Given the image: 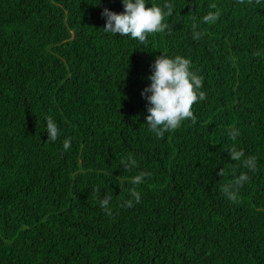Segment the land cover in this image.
Masks as SVG:
<instances>
[{"label":"trees","instance_id":"16d2710c","mask_svg":"<svg viewBox=\"0 0 264 264\" xmlns=\"http://www.w3.org/2000/svg\"><path fill=\"white\" fill-rule=\"evenodd\" d=\"M146 3L174 8L171 31L141 44L103 28L121 0H0V264H264V0ZM163 54L190 58L207 98L160 139L141 93ZM233 168L250 177L235 203L220 191ZM141 171L140 203L120 207Z\"/></svg>","mask_w":264,"mask_h":264},{"label":"clouds","instance_id":"9594fccd","mask_svg":"<svg viewBox=\"0 0 264 264\" xmlns=\"http://www.w3.org/2000/svg\"><path fill=\"white\" fill-rule=\"evenodd\" d=\"M124 5V11L116 13L105 8L101 13L106 17V24L103 27L106 32L113 35L130 36L132 39H138L143 44L149 35L171 31L167 19L173 15L174 5L165 3L163 6L152 4L147 6L146 0H121ZM239 3H244V0H239ZM259 3V0H257ZM216 4H210V9H216ZM220 11H209L202 17V23L213 24L220 17ZM193 17V39L199 40L204 33L197 31L198 24ZM254 56H259L260 52L253 53ZM152 75L149 77L151 84L146 87L141 95L148 101V115L146 117L149 130L153 132L157 138L163 139L165 132H173L179 128L182 123L190 119L193 124L197 122V117L194 115L192 106L195 103L203 101L207 98V94L202 91L203 77L198 75L193 70L192 61L190 58H185L181 55L169 57L166 54L158 56L155 59ZM150 93V95H149ZM46 131L48 141L55 142L60 135V129L54 119L49 116L46 118ZM228 135L233 141L237 140L240 135L239 129L232 128ZM71 147V138H65L63 141L64 150H69ZM232 161L238 162L237 166H243L251 172L257 170V156L249 155L245 157V152L242 148L238 149L235 144L227 150ZM121 164L126 169L137 167V161L132 154H129L126 159L121 160ZM151 174L145 171L131 178V183L134 185L129 189V195L133 199L124 200L120 207H133L135 203H140L141 194L135 186L143 183L144 179ZM220 177H225L229 173L221 168L218 172ZM231 175L235 178L226 180L221 184L220 191L232 202L238 201V190L242 188L244 183L250 177L246 172H241L239 176H235V168L232 169ZM97 199L100 197V189H94ZM111 196H105L99 199V204L105 210L106 215L111 216L112 209L109 207Z\"/></svg>","mask_w":264,"mask_h":264}]
</instances>
